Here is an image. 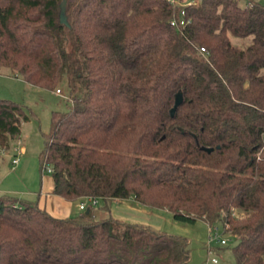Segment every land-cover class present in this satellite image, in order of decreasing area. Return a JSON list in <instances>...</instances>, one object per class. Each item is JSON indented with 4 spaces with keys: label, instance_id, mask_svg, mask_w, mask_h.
I'll return each mask as SVG.
<instances>
[{
    "label": "trees",
    "instance_id": "trees-1",
    "mask_svg": "<svg viewBox=\"0 0 264 264\" xmlns=\"http://www.w3.org/2000/svg\"><path fill=\"white\" fill-rule=\"evenodd\" d=\"M241 1L67 0L66 26L62 0H0V68L66 89L40 167L53 193L98 198L57 218L0 194V264H190L187 238L112 215L130 196L221 224L237 264H264V0ZM28 118L0 99V148Z\"/></svg>",
    "mask_w": 264,
    "mask_h": 264
},
{
    "label": "rangeland",
    "instance_id": "rangeland-1",
    "mask_svg": "<svg viewBox=\"0 0 264 264\" xmlns=\"http://www.w3.org/2000/svg\"><path fill=\"white\" fill-rule=\"evenodd\" d=\"M196 1L193 0L192 3ZM246 2L247 0H242L240 4ZM233 42L240 43V40L233 39ZM59 86L62 88L61 93H57L56 89L25 82L21 78L11 76L7 69L0 68V99L7 98L21 103L29 116L21 121L20 126V137L25 146L24 154L20 156V167L14 169L15 166L11 162L15 138L12 139L9 149L0 148V194L24 198L30 192H44L43 188L50 184V170L48 167L41 169L39 155L45 144L44 133L50 128L52 111L66 106V89ZM75 207L77 214L82 212L78 206ZM152 208H155L162 218V231L187 238L190 264H237L232 250L235 243L228 234L223 233L221 224L215 225L211 231L203 220L178 221L166 209ZM211 235L220 236L227 240V244L222 245L217 241L210 243ZM213 259L217 262H213Z\"/></svg>",
    "mask_w": 264,
    "mask_h": 264
},
{
    "label": "crops",
    "instance_id": "crops-1",
    "mask_svg": "<svg viewBox=\"0 0 264 264\" xmlns=\"http://www.w3.org/2000/svg\"><path fill=\"white\" fill-rule=\"evenodd\" d=\"M23 149L22 154H24L25 151L24 144ZM18 165H20V160L14 169L20 167ZM43 191L44 192L41 190L30 192L24 199L37 200L41 207L47 209L52 216L57 218L77 215L75 206L79 207L77 203L80 201L69 200L61 195L53 193V179L50 181L49 185L43 188ZM160 209H166V211H168L167 208ZM111 213L115 218L126 222L149 225L155 229L162 228V218L156 212V209L140 203L132 196L127 198H113L111 200Z\"/></svg>",
    "mask_w": 264,
    "mask_h": 264
},
{
    "label": "built area",
    "instance_id": "built-area-1",
    "mask_svg": "<svg viewBox=\"0 0 264 264\" xmlns=\"http://www.w3.org/2000/svg\"><path fill=\"white\" fill-rule=\"evenodd\" d=\"M174 2H176V0H172ZM192 3V2H190ZM182 15H184V12H182ZM188 21L186 19H182L180 21V24H178V22L176 20H173L171 22V24L173 26H184ZM201 52H205V49L204 48H201ZM57 93H60V89L57 88L56 89ZM12 149L14 151L13 153V156H12V159H11V162L14 166H16L18 163H19V160H20V156L21 154L23 153V140L20 136H17L15 138V143L14 145L12 146ZM98 202V198L96 197H87L86 199L82 200L79 202V208L81 209V211H84L85 208L88 207V204L89 203H92V204H96ZM212 231L213 228H215L214 226H210L209 227ZM210 243L213 242V241H217V243H220L222 245H225L227 243V240L223 239V238H220V236H210ZM213 262H217L215 259H213Z\"/></svg>",
    "mask_w": 264,
    "mask_h": 264
},
{
    "label": "water",
    "instance_id": "water-1",
    "mask_svg": "<svg viewBox=\"0 0 264 264\" xmlns=\"http://www.w3.org/2000/svg\"><path fill=\"white\" fill-rule=\"evenodd\" d=\"M66 6H67V0H62V2L60 4L59 20L62 24L69 26L70 24L68 22V18H67V14H66ZM183 100H184L183 92L181 90H179L175 94V101H174L173 106L170 109L172 115L175 114L177 107L183 102ZM203 148L207 151L213 150V147H203ZM88 212H89V207H87V209H86V213H88Z\"/></svg>",
    "mask_w": 264,
    "mask_h": 264
}]
</instances>
